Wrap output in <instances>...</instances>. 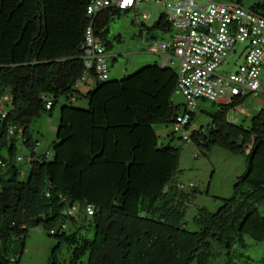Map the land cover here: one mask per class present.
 I'll use <instances>...</instances> for the list:
<instances>
[{
    "label": "trees",
    "instance_id": "1",
    "mask_svg": "<svg viewBox=\"0 0 264 264\" xmlns=\"http://www.w3.org/2000/svg\"><path fill=\"white\" fill-rule=\"evenodd\" d=\"M90 2L0 0V105L10 95L9 116L0 120V264L20 263L33 229L58 241L52 264H60L64 246L73 249L71 264L86 258L88 264H213L222 255L216 245L225 251L227 264H235L246 237L264 243L259 210L264 205V109L246 129L230 118L248 98L230 105L213 102L218 110L210 114L212 123L193 131L191 141L204 155L217 148L246 155L249 169L235 196L217 214L203 211L200 231L188 230L189 195L177 182L182 152L162 145L155 128L175 125L187 112V106L174 102L178 72L148 66L122 80L98 81L94 90L81 93ZM253 9L264 16V4ZM123 12L110 8L96 17L103 42L110 23ZM154 30L173 33L167 14L147 31L153 41ZM107 47L110 51L112 45ZM80 96L87 108L73 104ZM63 100L53 155L41 156L33 124ZM12 125L23 128L25 141L10 135ZM20 142L32 152V171L25 177L18 162ZM73 208L76 216L66 215Z\"/></svg>",
    "mask_w": 264,
    "mask_h": 264
},
{
    "label": "rangeland",
    "instance_id": "2",
    "mask_svg": "<svg viewBox=\"0 0 264 264\" xmlns=\"http://www.w3.org/2000/svg\"><path fill=\"white\" fill-rule=\"evenodd\" d=\"M220 4H240L248 10L259 4H264V0H216ZM201 5H206L200 1ZM139 12L151 14V20L137 24L135 13L123 12L110 23V34L104 39L105 45H112L109 51L111 65V80H122L141 69L155 65L156 62L162 63V56L151 52L150 38L152 34L144 35L143 31L153 29L163 14L168 13L167 6L157 0L144 2L138 6ZM157 40H172L173 33L165 34L156 30L153 31ZM247 57V44L241 43L237 47V52H233L219 69L220 74L231 75L237 73L245 64ZM178 63L172 64L177 68ZM94 88L95 80H91ZM89 85H84L80 90L87 94L92 89ZM174 102L177 106L187 105V100L180 92L175 96ZM65 101L63 100L52 113H45L38 117L32 127V134L36 141L40 143L37 151L39 155L52 156L54 145L57 141L61 126V111ZM75 106L88 107V101L80 96L79 100L73 103ZM218 104L208 100L199 102V107L194 111L193 126L196 129L207 127L212 123L210 114L215 113ZM249 114L234 111L231 119H240V124L246 129L252 126L253 117L259 115L264 109V95L260 97L248 98L243 106ZM156 131L160 137V143L170 145L181 150V164L179 178L177 182L184 186L185 192L189 195L186 201L187 216L186 228L192 232L200 231L199 219L202 212L207 211L217 214L224 205L225 200H230L235 196V186L243 177L248 169L249 162L246 155L235 156L230 152L217 148L212 154L204 155L194 142L185 141L180 135L175 134V125H156ZM253 143L250 144L248 153L251 152ZM5 152V151H4ZM7 153V152H6ZM19 156H24L27 161L22 165L23 171L30 175L32 166L29 159L32 152L18 144ZM260 214L264 218V205L259 208ZM81 217L84 214H79ZM18 247V244H16ZM58 241L50 237L46 232L33 229L27 241V247L19 264H52V254ZM237 258L235 264H264V243L256 242L246 237L237 247ZM216 254L222 255L214 260L213 264H227L225 251L219 246H215ZM73 249L64 246L59 254L60 264H71ZM17 257H20L18 254ZM81 264H88V258Z\"/></svg>",
    "mask_w": 264,
    "mask_h": 264
},
{
    "label": "built area",
    "instance_id": "3",
    "mask_svg": "<svg viewBox=\"0 0 264 264\" xmlns=\"http://www.w3.org/2000/svg\"><path fill=\"white\" fill-rule=\"evenodd\" d=\"M149 1L152 0H131L125 4L123 0H91L88 6L90 25L86 29L84 46L86 73L81 83L87 82L90 71L94 72L99 82L111 80L109 50L96 34V17L107 9L117 8L133 11L137 24H141L151 20L152 15H142L138 6ZM157 1L167 6V16L173 24L174 33L172 40L153 41L151 52L167 56L165 65L172 60L179 64L178 90L187 100V112L175 123V134L190 141L192 114L200 101L230 105L239 98L264 95V16L240 4H220L216 0ZM200 1L206 5H201ZM241 43L247 44L245 64L235 74H220L219 69L233 52H237ZM8 102L6 98L0 105V120L9 116ZM47 107L52 109L51 99ZM230 121L239 123L238 118H230ZM10 135L26 140L23 128L17 125L10 126ZM25 161L24 157L18 160L20 164ZM0 165L4 163L0 161ZM87 212L93 216L96 210L90 206ZM76 214L77 208L66 212L69 216Z\"/></svg>",
    "mask_w": 264,
    "mask_h": 264
},
{
    "label": "crops",
    "instance_id": "4",
    "mask_svg": "<svg viewBox=\"0 0 264 264\" xmlns=\"http://www.w3.org/2000/svg\"><path fill=\"white\" fill-rule=\"evenodd\" d=\"M126 12L134 13L133 11H126ZM173 33H174V31H173ZM143 34H144V35H148L149 33H147V31H143ZM155 41H156V40H155ZM152 42H153V40H152ZM152 42H151V43H152ZM109 56H110V55H109ZM161 56H162V58H161L162 63L160 64V63L156 62L155 65H151V66H161V67H166V66H167V67H172V64H173L174 62H177L176 60H172L169 64L165 65L166 60H167V56H164V55H161ZM177 63H178V62H177ZM178 66H179V64H178ZM178 66H177V68H174V69L177 70V72H178ZM172 68H173V67H172ZM88 76H89V77H88L87 82H85V83H81V85H79V89H80V90L84 87V85H89L90 88H92V85H93V84L91 83V80H95V83H94L95 86H94V88L90 89L87 93H89L90 91L94 90V89L98 86V80H97L95 74H89ZM81 93L84 94V92H82V91H81ZM84 95H85V94H84ZM82 97H84V96H82ZM6 98H7L8 101H9L8 103H10V95H8ZM78 100H79V98H76L74 101L77 102ZM243 106H244V105L238 107V108L235 109L234 111L249 114L248 110H247V109H244ZM83 108H86V107H83ZM234 111H233V112H234ZM238 119H239V118H238ZM239 121H240V119H239ZM239 124H240V122H239ZM194 130H196V128L193 126V131H194Z\"/></svg>",
    "mask_w": 264,
    "mask_h": 264
},
{
    "label": "clouds",
    "instance_id": "5",
    "mask_svg": "<svg viewBox=\"0 0 264 264\" xmlns=\"http://www.w3.org/2000/svg\"><path fill=\"white\" fill-rule=\"evenodd\" d=\"M37 152H38V151H37ZM38 154H39V153H38ZM48 156H50V155H48ZM20 157H24V156H20ZM20 157H19V158H20ZM24 158H25V157H24ZM25 159H26V158H25ZM31 159H32V157H30V159H29L28 162H31V161H30ZM18 160H19V159H18ZM26 161H27V159H26ZM26 161H25V162H26ZM25 162H24V163H25ZM24 163H22V164H24ZM23 173H24L25 176H26V172H25V171H22V177H25V176H23ZM183 187H184V186H183ZM181 188H182V187H181ZM183 189H185V188H183ZM89 216H90V215H89ZM39 230H41V229H39Z\"/></svg>",
    "mask_w": 264,
    "mask_h": 264
},
{
    "label": "snow or ice",
    "instance_id": "6",
    "mask_svg": "<svg viewBox=\"0 0 264 264\" xmlns=\"http://www.w3.org/2000/svg\"><path fill=\"white\" fill-rule=\"evenodd\" d=\"M123 2H124L125 4H128V3L131 2V0H123Z\"/></svg>",
    "mask_w": 264,
    "mask_h": 264
}]
</instances>
